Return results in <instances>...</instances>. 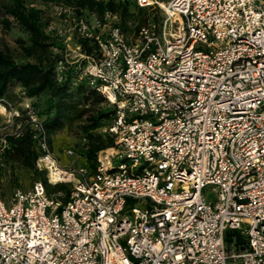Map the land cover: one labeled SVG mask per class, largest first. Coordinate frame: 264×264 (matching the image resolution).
<instances>
[{
    "label": "built area",
    "instance_id": "2783aa9c",
    "mask_svg": "<svg viewBox=\"0 0 264 264\" xmlns=\"http://www.w3.org/2000/svg\"><path fill=\"white\" fill-rule=\"evenodd\" d=\"M136 2L161 23L129 39L114 14L73 19L98 54L57 66L115 109L94 170L62 163L24 93L0 98V166L29 129L37 168L71 185L66 202L40 180L0 196V264H264V0Z\"/></svg>",
    "mask_w": 264,
    "mask_h": 264
},
{
    "label": "trees",
    "instance_id": "16d2710c",
    "mask_svg": "<svg viewBox=\"0 0 264 264\" xmlns=\"http://www.w3.org/2000/svg\"><path fill=\"white\" fill-rule=\"evenodd\" d=\"M37 2L55 3L72 9L71 15L63 14L64 21L69 26L74 25L73 19L76 23L83 20L92 24L96 20L105 21L109 13L118 15L117 24L125 34L128 33L129 28L131 30L129 23L134 17L132 7L141 11L143 8L137 4L136 0L0 1L1 23L6 28H11L12 24L18 28L19 35L16 43L21 50V54L15 56L10 48H0V98L8 97L16 100L18 95L13 91L17 88L30 98L43 119L52 147V136L55 133L80 121L81 130L87 135L85 137L89 142L88 150L81 152L86 159L83 165L94 170L98 152L113 144V138L110 135L107 133L96 135L94 131L105 128L111 123L115 109L111 106H102L108 105L105 98L90 86L87 80L78 81L79 83L73 85L78 76L70 65H67L62 81L58 80L57 66L63 58V53H55L53 48L63 50L65 45L57 33L47 31L50 25L49 14L43 7L38 6ZM149 22H151L149 19L143 18L135 23L134 34H138L140 28ZM73 39L86 55L98 54L94 40L80 36L76 29L73 32ZM102 137L107 139L106 143L98 142L97 138ZM39 157L38 143L33 138V131L28 129L22 137L9 139V148L3 155V161L5 165L19 163L30 169L35 181L40 180L44 183L49 195L57 196L59 191H63L59 199L66 202L70 194V184H50L45 172L37 168L36 163ZM2 169L0 166V171ZM52 186L59 188L52 190Z\"/></svg>",
    "mask_w": 264,
    "mask_h": 264
},
{
    "label": "rangeland",
    "instance_id": "374dc122",
    "mask_svg": "<svg viewBox=\"0 0 264 264\" xmlns=\"http://www.w3.org/2000/svg\"><path fill=\"white\" fill-rule=\"evenodd\" d=\"M2 1V0H0ZM161 1H169V0H161ZM162 3V2H161ZM38 6L43 7L50 17V25L47 28V31L49 32H55L57 35L63 39V43L65 45V49H56L53 48V51L55 53L62 52V59L65 58L66 54L69 55V59L73 61L74 58V49L76 46V41L73 39V33H70L69 28L70 26L64 21L65 16L61 14V5L55 4V3H46L42 4L41 2H37ZM142 8V7H141ZM132 11L134 13V17L129 23V26L131 27V30L129 28L128 33L126 36L129 39H133L136 35L134 34V26L135 23L142 20L143 18L149 19L151 22L156 23L159 25L162 21V18L164 17V12L157 6L156 8H143V10H138L135 7H132ZM115 15V14H114ZM116 21H119L118 15H116ZM146 22V21H145ZM60 31L66 32L67 35L60 34ZM71 34V39H67L68 35ZM19 35L18 28L12 24L11 28H6L1 23V15H0V48H10L13 50V53L15 56H19L21 54V50L17 46L16 39ZM71 67L74 68V70L77 73V76L79 75L78 70V64L73 63L70 64ZM78 79V78H77ZM80 82V81H79ZM77 82V83H79ZM77 83H74L73 85H76ZM18 96L17 99H20L22 96V93L20 92V89L17 88ZM102 106H109V105H102ZM85 117L83 118V120ZM80 121L75 122L70 127H65L64 129L58 131L52 136V142H53V150L54 152L59 155L61 161L63 164L73 165V166H81L85 163L86 159L82 156L81 152L88 150V139L85 137L87 136L84 132H82L80 127ZM104 126V125H103ZM103 128L96 129L94 133L96 135H100L101 133H105L103 131ZM86 139V141L84 140ZM89 138V136H88ZM99 140L98 142H107V139L105 137L97 138ZM91 141V139H90ZM67 149H73L74 155L69 158L67 157L64 152ZM3 169L0 171V196L4 198L6 201H9L13 192L16 189H29L32 187L35 178L33 172L20 165L19 163H6ZM71 186V185H70ZM57 187L52 186L51 189L55 190ZM59 196L60 194L63 195V191H59L57 193ZM205 196L207 199L211 200L214 198V193L212 192L211 187H208L205 189Z\"/></svg>",
    "mask_w": 264,
    "mask_h": 264
},
{
    "label": "bare ground",
    "instance_id": "6f19581e",
    "mask_svg": "<svg viewBox=\"0 0 264 264\" xmlns=\"http://www.w3.org/2000/svg\"><path fill=\"white\" fill-rule=\"evenodd\" d=\"M163 7H167V5L165 3H162Z\"/></svg>",
    "mask_w": 264,
    "mask_h": 264
},
{
    "label": "crops",
    "instance_id": "0c3cea01",
    "mask_svg": "<svg viewBox=\"0 0 264 264\" xmlns=\"http://www.w3.org/2000/svg\"><path fill=\"white\" fill-rule=\"evenodd\" d=\"M13 93H15V94H16V93H17V89H16V90H14V91H13Z\"/></svg>",
    "mask_w": 264,
    "mask_h": 264
}]
</instances>
